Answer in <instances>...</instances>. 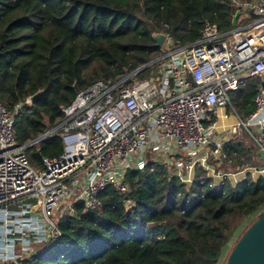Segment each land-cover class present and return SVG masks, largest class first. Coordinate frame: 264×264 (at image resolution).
I'll return each mask as SVG.
<instances>
[{"label":"trees","instance_id":"16d2710c","mask_svg":"<svg viewBox=\"0 0 264 264\" xmlns=\"http://www.w3.org/2000/svg\"><path fill=\"white\" fill-rule=\"evenodd\" d=\"M235 12L232 0H0V103L13 111L43 91L15 118L18 143L54 128L62 109L92 83L114 80L157 58L154 33L191 45L206 23L221 34L231 32ZM148 74L149 69L140 77ZM261 85L246 80L233 93L239 115L254 110ZM251 143L226 142L220 169L262 165ZM61 152L57 134L25 150L34 166L42 156ZM124 181L125 193L112 186L100 193L98 209L84 212L74 203L58 219L60 236L24 263L220 264L244 222L264 208V174L215 185L197 166L187 188L155 164L152 171H127Z\"/></svg>","mask_w":264,"mask_h":264},{"label":"built area","instance_id":"2783aa9c","mask_svg":"<svg viewBox=\"0 0 264 264\" xmlns=\"http://www.w3.org/2000/svg\"><path fill=\"white\" fill-rule=\"evenodd\" d=\"M232 6L250 22L225 34L206 23L186 46L161 32L165 39L150 66L80 91L45 132L46 138L59 135L62 152L42 156L39 166L30 163L15 129L17 114L32 102L26 98L13 111L0 103V264H25L54 242L60 210L74 203L84 212L98 209L100 193L110 186L125 193L129 170L152 171L157 164L188 184L196 149L223 161L225 143L245 132L258 154L264 151V88L245 120L229 97L246 80L264 84V0H232ZM221 109L230 110L235 122L218 131ZM250 170L264 174V161ZM218 178L222 183L227 174Z\"/></svg>","mask_w":264,"mask_h":264},{"label":"water","instance_id":"95a60500","mask_svg":"<svg viewBox=\"0 0 264 264\" xmlns=\"http://www.w3.org/2000/svg\"><path fill=\"white\" fill-rule=\"evenodd\" d=\"M238 16L239 9L232 17L231 25L234 29ZM152 38L155 42V46L160 48L165 39V34L161 32L154 33ZM153 61L154 60L140 66L138 70L150 66ZM73 88L77 90L76 84H74ZM42 92V90H39L34 95L30 96L29 100L33 102ZM47 135L48 133H45L37 139L25 144V146L27 148L31 147L44 140ZM260 159L264 161V151H261ZM225 264H264V208L257 214L256 219L236 241L226 258Z\"/></svg>","mask_w":264,"mask_h":264},{"label":"crops","instance_id":"0c3cea01","mask_svg":"<svg viewBox=\"0 0 264 264\" xmlns=\"http://www.w3.org/2000/svg\"><path fill=\"white\" fill-rule=\"evenodd\" d=\"M250 19H251V17L246 12L243 11L240 15V18H238L237 21H240L243 23V25H245L246 23H244V22H246ZM229 112L230 111L228 109L227 110L221 109L218 111V114H219L218 124H220L222 126H226L227 124L231 123V121L235 122L234 117ZM224 113L228 114V116H229L228 119H223L222 117H220V115L224 114ZM222 163H223V161H217L215 158L211 157V155L209 154V151L206 148L196 149L193 152V155L191 156V158L189 160V167H192V172L188 173L189 181L192 182L194 180L195 167H197V166H201L207 172V176L213 180V176H215V172H220L219 170H220ZM251 168H253V167H251ZM247 169L248 168H246L242 171H238L237 173H234V174L228 173L227 179L230 181V183L232 185H236L239 182L245 180L247 176H250V175L254 176L255 174H257L256 172H253L252 170H250V168H249V170H247ZM222 174H226V173H222ZM214 181L215 180H213V183H214ZM191 182L188 184H185L187 188H189L192 185ZM216 183L217 184L221 183V180H218Z\"/></svg>","mask_w":264,"mask_h":264},{"label":"rangeland","instance_id":"374dc122","mask_svg":"<svg viewBox=\"0 0 264 264\" xmlns=\"http://www.w3.org/2000/svg\"><path fill=\"white\" fill-rule=\"evenodd\" d=\"M229 97H230V101H231V104H232V106L235 108V110L237 111V114H238V109H237V106H236V103H235V101L233 100V94L231 93L230 95H229ZM230 111V110H229ZM230 114H232V112H229ZM233 115V114H232ZM238 116L241 118V119H243V120H245L246 119V117H243V115H239L238 114ZM233 121H231V123H229L228 125H226V126H222V125H219V131L220 130H222V129H225V128H227V127H230V126H232L233 125ZM242 134H243V140H244V142L247 144V145H251L252 143H251V139L249 138V136L244 132H242ZM262 167V165L260 164V165H258L257 167H253V168H261ZM246 168H251V167H245L244 169H246ZM244 169H242V170H244ZM242 170H240V171H242ZM220 172H215V176H213V180H215L216 182L218 181V180H220L219 178H218V176L220 175V174H222V173H226V174H228V173H231V174H234V173H237L238 171H236V170H232L233 172H224L223 170H222V168L219 170ZM235 171V172H234ZM251 176V177H250ZM249 177L253 180V181H256L257 179H258V177L260 176L259 174H255L254 176L253 175H250ZM253 176V177H252ZM214 181V182H215ZM215 182V183H216ZM126 205H129V203H127ZM68 209L70 210L71 209V207L70 208H65V209H63V210H60V214H61V216L64 214V213H66L67 211H68ZM259 213V212H258ZM257 213V214H258ZM59 214V215H60ZM257 214L254 216V217H251V218H249L246 222H244V224L242 225V227H241V229L234 235V237H233V239H231V241H230V244H229V247H228V249H227V251H226V254H225V256L223 257V259H222V261H221V263L220 264H225V262H226V258H227V256H228V254H229V252L231 251V249L233 248V246H234V244L236 243V241L239 239V237L243 234V232L251 225V223L256 219V217H257ZM161 235L162 234H158L157 236L158 237H161Z\"/></svg>","mask_w":264,"mask_h":264},{"label":"bare ground","instance_id":"6f19581e","mask_svg":"<svg viewBox=\"0 0 264 264\" xmlns=\"http://www.w3.org/2000/svg\"><path fill=\"white\" fill-rule=\"evenodd\" d=\"M219 125H220V124L217 125V130H218V131H219ZM227 125H228V124H227Z\"/></svg>","mask_w":264,"mask_h":264}]
</instances>
